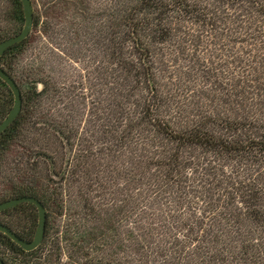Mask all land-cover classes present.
<instances>
[{"label":"trees","instance_id":"1","mask_svg":"<svg viewBox=\"0 0 264 264\" xmlns=\"http://www.w3.org/2000/svg\"><path fill=\"white\" fill-rule=\"evenodd\" d=\"M11 1V15L21 31L22 3ZM260 9L264 14V5ZM211 14L205 1L137 0L122 15V37L115 47L117 63L134 79L139 100L128 108L127 95L119 94L123 99L117 106L122 114L107 131L104 145L110 151L112 144L125 159L118 158L113 167L104 166L103 159L95 155L101 149H88L89 154L74 157V168L67 174L63 162L55 170L57 146L72 145L78 130L69 122L53 124L52 78L35 76L38 69L30 64L23 69L25 88L12 75L18 50L28 44L31 32L4 51L0 66L17 82L22 108L0 134V167L13 145L24 149L16 159L22 167L14 165V173L5 175L10 186L8 199L35 196L47 211L44 239L34 250H23L0 232V249L15 255L10 260L0 253L5 264H33L31 258L48 239L50 212L61 214L62 205L75 192L87 219L62 224L53 238L57 249L63 241L68 243L70 259L81 257L84 264H264L263 123L252 117L210 112L188 115L175 126L170 120L175 116L173 103H167L158 92L144 44L146 31L152 33V40H168L175 29L173 22L192 19L208 26L213 21ZM39 21L34 16L33 28ZM254 37H264V33L257 31ZM127 38L136 51V62L121 57ZM139 91L147 93L142 100ZM232 95L233 105L243 101L236 85ZM13 103L11 90L0 78V121ZM217 108L214 105L212 111ZM39 163L46 171L39 170ZM11 212H19L24 221L17 226L1 222L31 240L38 223L36 206L21 203L0 214Z\"/></svg>","mask_w":264,"mask_h":264},{"label":"rangeland","instance_id":"2","mask_svg":"<svg viewBox=\"0 0 264 264\" xmlns=\"http://www.w3.org/2000/svg\"><path fill=\"white\" fill-rule=\"evenodd\" d=\"M190 1L209 4L213 17L211 25L192 19L173 22L175 29L168 40H152V33H143L158 92L167 103H173L175 116L171 115L170 120L177 126L188 115L196 117L219 112L221 116L252 117L264 125V37H254L257 31L264 33V14L260 9L264 0H254V4L249 0L237 3L231 0ZM11 2L0 0V41L20 31V23L11 15ZM136 2L32 1L34 16L40 21L32 27L28 44L18 50L12 75L25 88L23 69L30 64L38 69L35 76L52 78L53 101H47L53 107L52 122L56 126L69 122L78 130L77 137L71 140L72 145L57 146L56 171L63 162V171L67 174L74 168V157L89 154L88 149L102 150L95 155L103 159L104 166L108 163L113 167L118 158L125 159L111 143L110 151L104 144L107 131L122 114L117 106L123 99L119 94L127 95L128 108H133L132 102L139 100L134 93V79L121 70L115 50L116 41H121L122 37V15L129 13ZM124 43L121 57L136 62L132 43L128 38ZM1 63H5L4 60ZM235 85L243 93L240 96L243 101L233 105ZM139 93L141 100L147 95L144 91ZM214 105L218 106L215 112L212 111ZM23 154L24 149L16 145L6 153L0 167V202L3 197L8 199L10 192L5 175L14 173V165L22 167L18 160ZM68 159L69 165L66 164ZM39 170L46 171L43 163H39ZM85 212L76 192L64 202L61 214L50 212L48 239L31 258L33 264H84L81 257L70 259L71 249L65 241L57 249L53 238L54 231L62 224L83 223L87 219ZM1 221L17 226L24 219L19 212H11L0 214ZM0 253L10 260L15 257L7 250L0 249Z\"/></svg>","mask_w":264,"mask_h":264},{"label":"water","instance_id":"3","mask_svg":"<svg viewBox=\"0 0 264 264\" xmlns=\"http://www.w3.org/2000/svg\"><path fill=\"white\" fill-rule=\"evenodd\" d=\"M23 7L24 12V24L21 29V31L13 36L7 37L0 41V56L3 55L4 51L21 41H23L25 38L28 37L30 34L32 27H33V21H34V12H33V3L32 0H20ZM0 78L7 84L9 89L11 90L13 97H14V103L7 114L6 117H4L0 121V134L9 126L12 124V122L16 119V117L19 115L21 108H22V94L21 90L15 81V79L7 73L1 66H0ZM21 203H32L36 206L38 211V223L36 227V231L34 234V237L31 240H26L16 233H14L6 224L0 222V232L7 235L13 242L18 244L20 247H22L25 251H31L36 249L43 241L44 235H45V229H46V207L44 204L35 196L27 195V196H19V197H13L9 198L7 200L0 202V212L12 208L18 204ZM0 264H5L4 261L0 258Z\"/></svg>","mask_w":264,"mask_h":264}]
</instances>
